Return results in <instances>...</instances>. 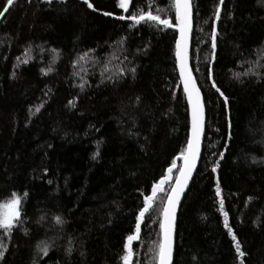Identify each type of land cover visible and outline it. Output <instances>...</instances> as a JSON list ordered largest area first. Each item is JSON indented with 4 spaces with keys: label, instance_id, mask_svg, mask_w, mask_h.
Masks as SVG:
<instances>
[{
    "label": "trees",
    "instance_id": "1",
    "mask_svg": "<svg viewBox=\"0 0 264 264\" xmlns=\"http://www.w3.org/2000/svg\"><path fill=\"white\" fill-rule=\"evenodd\" d=\"M9 1L0 213L15 201L18 226L0 230V264H158L190 136L175 0ZM193 8L206 133L174 264H264V0Z\"/></svg>",
    "mask_w": 264,
    "mask_h": 264
},
{
    "label": "water",
    "instance_id": "2",
    "mask_svg": "<svg viewBox=\"0 0 264 264\" xmlns=\"http://www.w3.org/2000/svg\"><path fill=\"white\" fill-rule=\"evenodd\" d=\"M176 9V65L180 83L190 114V136L181 168L167 197L161 221V249L158 264H174L178 215L198 171L206 133V107L202 92L192 70V43L194 35L193 0H175ZM178 166V165H177ZM177 168V167H176ZM158 188V187H157ZM130 239L131 244L138 236ZM130 245L127 250L130 251ZM132 257L124 260L130 264Z\"/></svg>",
    "mask_w": 264,
    "mask_h": 264
},
{
    "label": "rangeland",
    "instance_id": "3",
    "mask_svg": "<svg viewBox=\"0 0 264 264\" xmlns=\"http://www.w3.org/2000/svg\"><path fill=\"white\" fill-rule=\"evenodd\" d=\"M13 0L9 1L10 5ZM131 0H119L121 9L126 10L130 6ZM18 214V206L15 201L6 204L0 213V230L9 233L18 226V221L14 218V213Z\"/></svg>",
    "mask_w": 264,
    "mask_h": 264
},
{
    "label": "bare ground",
    "instance_id": "4",
    "mask_svg": "<svg viewBox=\"0 0 264 264\" xmlns=\"http://www.w3.org/2000/svg\"><path fill=\"white\" fill-rule=\"evenodd\" d=\"M191 60H192V58H191ZM149 204H150V202H149Z\"/></svg>",
    "mask_w": 264,
    "mask_h": 264
}]
</instances>
